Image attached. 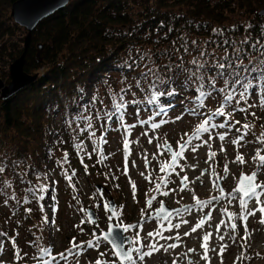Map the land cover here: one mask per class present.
I'll return each instance as SVG.
<instances>
[{"label":"trees","instance_id":"obj_1","mask_svg":"<svg viewBox=\"0 0 264 264\" xmlns=\"http://www.w3.org/2000/svg\"><path fill=\"white\" fill-rule=\"evenodd\" d=\"M17 1L0 0V79L6 83L10 65L25 51L27 32L11 15ZM262 10L264 0H71L44 19L32 34L24 67L27 74L38 75L36 82L9 100H0L3 200L17 209L27 205L25 197L41 204L26 189L43 185L46 191L37 196L48 191L46 157L56 164L63 180L60 171L71 166L63 151L82 143L85 131L79 129L87 126L88 117L91 121L98 117L94 107L108 104L114 96L132 93L139 104L151 105L147 86L160 77L164 81L160 91L177 93L160 99L192 101L195 84L185 81L193 59L210 68L216 61L235 63L239 58L242 68L264 70ZM247 76L241 72L242 79ZM87 92L91 97L86 102ZM220 101L214 93L202 110L211 115ZM58 115L66 129L63 136L55 125ZM4 220L0 217V232Z\"/></svg>","mask_w":264,"mask_h":264},{"label":"rangeland","instance_id":"obj_2","mask_svg":"<svg viewBox=\"0 0 264 264\" xmlns=\"http://www.w3.org/2000/svg\"><path fill=\"white\" fill-rule=\"evenodd\" d=\"M254 83V90H249L247 104L243 101L238 105L233 102L237 107L247 108V111H237L230 117L228 122L234 126L226 139L220 141L216 133L228 130L219 128L213 131V139L208 143H204L208 140L207 134L200 140L193 139L172 168L167 167L172 164V152H168L162 145L167 142L174 152L180 151L179 144L189 139L202 120L211 116L208 111L200 107L199 113L193 115L190 111L193 100L185 102L179 97L173 98L172 101L160 99L152 105L139 104L132 93L120 94L124 97L126 107L119 113L112 107V98L108 100V104L94 107L92 111H98V117L91 121L92 128L82 134L83 149L78 151L72 148L70 152L63 151L68 154L71 166L67 170L64 168L65 171L60 173H67L72 177L71 181L66 176L62 180L58 176L56 164L46 157L44 166L49 188L43 194L41 204L36 200H28L29 202L24 203L26 206L17 209L10 202L5 203L4 195L0 193V217L5 218V227L1 225L4 231L0 232L4 234L0 235V264H45L46 261H51V264H96L97 259L104 264H120L109 243L103 240V232L108 231L110 222L125 228L130 225L137 226L139 222L144 221L145 225L157 233L174 226L175 222L203 225L206 229L197 232L202 234V242L198 243V246L208 243L205 242L204 236L212 232L209 226L221 222L226 229L225 238L229 241V249L222 251L215 264H264V253L255 249L257 242L253 241L257 229L258 235L264 234V224L259 222L261 214L257 212L255 216L248 217L247 233L243 222L230 219L229 215L235 217L240 214L238 200H231L229 194L236 188L242 173L251 174L255 170L252 157L261 147L256 140L264 134V108L259 105V96L264 93V82ZM7 84L5 79H0L2 87ZM89 96L86 94L85 101H89ZM249 104L256 106L248 107ZM161 107L167 108V112L157 115ZM106 112L113 113L111 119L105 116ZM253 113L255 115H252ZM121 116L122 121L119 119ZM178 116L181 118L177 119ZM224 119L216 116L212 118V123L216 124ZM235 121L240 123L236 124ZM152 123H159L160 127L153 129ZM246 123L251 125V129H242L247 135L238 147L232 140L241 135L236 129ZM55 125L61 129L60 134L63 136L66 129L60 115L55 118ZM132 125L134 127L126 132ZM93 131L94 137L91 135ZM79 132H83L81 128ZM125 141L128 142L127 147ZM221 147L223 151L220 150ZM213 152L216 153L215 157L211 156ZM237 152L244 157V164L233 162ZM201 157L209 159L208 164L205 165ZM193 158L197 164H193ZM226 164L227 172L224 170ZM162 165L166 168L163 172L160 171ZM258 180L264 182V171ZM158 184L160 187L157 190ZM97 186L102 187L101 191ZM202 193H205L204 196ZM111 198L115 203L117 217H112L104 207L110 203ZM150 199L151 206L148 204ZM261 199L264 200V197ZM198 201L211 203L200 207ZM187 203L195 205L193 210L187 213L184 210L182 215L177 214V210H182ZM163 205L173 210L168 219L156 217V212ZM254 206L253 202L249 209ZM89 209L96 212L95 222L87 215ZM44 217H47V222ZM232 223L237 224L235 232L230 227ZM142 231L144 230L140 227H132L124 236L128 235L130 241L136 239L137 234L140 239L147 238V233ZM73 239L77 244L84 242V245L68 253L66 250L72 246ZM210 239L213 240V235ZM90 240L97 246L88 247L86 242ZM130 241H124L127 250L141 246V242L131 244ZM156 242L157 236L153 244ZM45 249L50 250L51 254ZM189 250H184L183 247L178 250V256L185 259L184 264H191ZM61 253L65 254L66 259L60 258ZM102 253L105 255L102 256ZM53 256L56 257L55 260L52 259ZM158 256L159 253L154 251L150 257L145 256L141 261L133 252L136 264H154L158 262ZM124 264L130 262L126 261ZM204 264H208V261Z\"/></svg>","mask_w":264,"mask_h":264},{"label":"snow or ice","instance_id":"obj_3","mask_svg":"<svg viewBox=\"0 0 264 264\" xmlns=\"http://www.w3.org/2000/svg\"><path fill=\"white\" fill-rule=\"evenodd\" d=\"M216 31V30H214ZM246 42V41H245ZM195 43V41L193 42ZM225 43H227V41H225ZM257 43H259L257 41ZM251 47L253 49H256V44L251 45ZM264 47V46H262ZM257 51H259V49H256ZM204 53L201 52V56H203ZM261 55H264V53H261ZM192 65H194L193 68L191 69H187L186 71L189 72L188 77L186 78L185 84H187L188 82H192L195 84V88H194V95L192 97L193 99V106L190 109L191 113L193 115H195L198 111V108L203 107L204 105V101L211 97L214 93L218 96L221 97V101L219 104V107L216 108V110L214 112L211 113V116L208 119H204L202 120L199 125L194 129L193 133L191 134V136L189 137L188 140H186L183 144H179V148L180 151L174 152L172 153L171 156V160H172V164L168 165V168H172L173 166H175L176 161L178 158L183 156L184 150H186L187 146L190 145L192 143L193 139L196 140H200L202 138L203 135L207 134L208 136V140H205L204 143H208V141H210L211 139H213V131L217 128L219 129H226L228 131H225L223 133H216V135L218 136L220 141H224L226 139V136L228 135V132L231 131L232 127L234 126L233 124H230L228 122L229 118L232 117V115L236 112H246L247 108L245 107H232L233 102H235V104H240L241 101H243L245 104H247V99L250 95L249 90L253 89L254 90V85H253V80H257V81H264V70H257V68L255 66H253L252 68H247V67H241L243 61L240 60L239 58L237 59V61L235 63H233V61L228 60L227 62H220V61H216L214 62L210 68H206V62H199L196 59H193L191 61ZM151 71V70H150ZM241 72H245L248 73V76L245 78H241ZM255 72L256 75L255 76H251V73ZM207 73V79H205V74ZM144 78H147V73H144ZM153 75H155L153 73ZM222 81V84L220 87H217L218 82ZM164 83V81L160 78V77H155L150 83H148L147 89L150 90L151 92V99H150V103L155 104L157 103L161 97L164 96H174L177 93L175 92L174 89L172 90H168V91H160L159 90V84ZM207 84V87H206ZM237 86H239V88H237ZM137 87H141L140 85V81H137ZM144 90V89H142ZM124 91V90H122ZM259 105L260 107L264 108V93H261L259 96ZM256 105L254 104H249L248 107H255ZM112 107L115 110L116 113L121 112L125 107H126V102L124 101V97L120 96L119 100H117V98L114 96L112 98ZM231 108V110H229ZM167 112V108L165 107H161L159 112L157 113V115H160L161 113H166ZM113 115V113H105V116L108 119H111V116ZM252 115H255V113H253ZM216 116H220V117H224L225 119L222 122L213 124L212 123V118L216 117ZM181 117H177V119H180ZM122 121V116L119 118ZM88 123L86 126V129H82V131H85L87 129H91L92 128V124H91V117L87 118ZM141 123H149V121H141ZM236 124H239L240 121H235ZM134 127V125L129 126L126 129V132L130 131L131 128ZM151 127L153 129H157L160 127L159 123H152ZM242 129H251V125L250 124H243L241 125V128L236 129V131L238 133H241V135H239L238 137H236L235 139L232 140V143L234 145H237L238 147L240 146V142L242 140L245 139V136L247 135V133L242 132ZM92 137L95 136V132H92ZM186 136L188 135L187 133L185 134ZM91 138V137H90ZM257 143H259L261 145L260 148H258L256 150L255 155L252 157L253 163L255 165V170L251 173V174H241L238 184L236 186V188L233 190L232 193H230V197L231 200H238L239 202V208H240V214L238 216L233 217L232 214L230 215V219H234V220H239L241 222H243L244 224V230L245 233L248 232L247 229V220L249 216H255L257 212H259L261 214L260 216V223L264 224V200L261 199V197H264V182L259 181V175L261 174L262 171H264V134H262L261 136L257 137L256 140ZM149 143H151V141H149ZM247 143H252V141H247ZM128 142L125 141V146L127 147ZM162 147H164L168 152H172L171 147L167 144V142L164 143V145H162ZM195 147V146H194ZM75 148L79 151L83 149V145L82 144H76ZM221 151H223V147H221L220 149ZM216 153L213 152L211 153L212 157H215ZM68 159V154L65 153L64 154V161L67 162ZM83 162V161H81ZM233 162H238L239 164H244L245 160L244 157L237 152V155L235 157V160ZM61 163L60 161H58V164ZM85 170H87V166H85ZM166 168L164 165L161 166L160 171L163 172L165 171ZM225 172L228 171V167L227 164L225 165L224 168ZM5 171L4 167L0 166V174H2ZM75 173H72V176H74ZM141 175H143V173H141ZM65 176L67 177V179L69 181H71V176H68L67 173H65ZM39 174L37 175V179H39ZM163 179V178H162ZM186 179V178H185ZM167 181H165L166 183ZM29 184H31V181L28 182ZM5 184L7 186H11L10 184H7V182H5ZM160 185H157V190L159 189ZM46 191L45 187L43 185H39V186H35V187H29L26 189V192H29L32 194L33 198L37 199V200H43L44 196L40 195L37 196V193H42ZM133 191L135 192V186L133 185ZM222 191V190H221ZM167 193H165L166 195ZM15 198V197H12ZM75 198V197H74ZM154 199V198H153ZM214 199H216L214 197ZM230 200V202H231ZM24 202L27 203L29 202L27 197L24 198ZM255 203V206L251 208V210L249 209V205H251L252 203ZM5 203H7V201H5ZM199 204L200 207H205L208 203H211V201H206V202H197ZM149 206H151L152 204V200L150 199L148 201ZM51 207V205H50ZM106 211H110L111 212V216L112 217H117V212L115 211V209H112L111 206L109 204H105L104 205ZM41 210L43 211V207H41ZM30 211V209L28 210ZM165 209L163 207H161L160 212H164ZM181 211L183 210H177V214H179ZM172 213H167L166 216H164V219H168L169 216H171ZM111 218V217H110ZM44 221L47 222V217H44ZM98 227V225H97ZM117 227H119V225H117ZM132 227H137L136 225H130L127 226L125 228H123L124 232L129 231V228ZM176 227H179V225H176ZM200 227V225H196L195 227H193L191 229L192 232H195L197 230V228ZM231 229L233 232H235L236 228H237V224L236 223H232L230 225ZM0 235H4L3 233H0ZM155 235H160L159 233L155 234ZM185 235H187V233H185ZM148 237H153L154 233L153 232H148L147 233ZM163 238V237H162ZM168 239H171L172 237H167ZM178 238V237H177ZM245 238V237H242ZM99 239V238H97ZM117 234L113 231V228L110 226L109 230L103 234V240L108 241L111 245H112V249H114V255L115 257H117L119 259L120 264H124L125 261L130 262V264H136V262L133 260V256H132V252H135L139 259L141 261H143L145 256L150 257L153 254V251H158L159 248L157 246V244H153V243H149L146 245V247H148L149 249H151V251H141V248L145 247V245H142L140 247H134L131 249V251L126 250L125 245L121 242L118 243L117 242ZM210 239V235H205L204 236V240L205 242H207ZM221 239H223V237H221ZM233 239H235V236L233 237ZM88 247H95L97 246L92 240L86 242ZM131 244H140V238H139V234H137V238L134 240L130 241ZM71 247L66 250L68 253H72L73 249H80L83 247L84 242H81L80 244H77L75 242V240L73 239V241L71 242ZM176 247H178V245L176 244H170L168 245V248H173L175 249ZM202 247H204V254L201 257L204 260H208V246L207 243H205L204 245H202ZM226 247V245H225ZM214 250V249H213ZM46 252H48V254L50 253V250L45 249ZM165 251H167V248H165ZM189 251H194V249H190ZM223 251V248L221 249V252ZM78 254V253H76ZM17 255H19V253H17ZM102 256L105 254H101ZM61 259H66V256L64 253L59 254ZM53 260L56 259L55 256L52 257ZM45 264H51V261H46ZM96 264H104L103 261H101L100 259H97Z\"/></svg>","mask_w":264,"mask_h":264},{"label":"bare ground","instance_id":"obj_4","mask_svg":"<svg viewBox=\"0 0 264 264\" xmlns=\"http://www.w3.org/2000/svg\"><path fill=\"white\" fill-rule=\"evenodd\" d=\"M202 160L204 161L203 163L208 164V160L206 157H201ZM193 164H197V162L194 161V158L192 159ZM209 179L207 180V183H209ZM204 185V184H203ZM205 193H202L201 195L204 196ZM204 201H202L201 203H203ZM195 207L194 204L192 203H187L182 210L187 213L191 210H193V208ZM181 211L179 213V215H182L183 212ZM213 211V210H211ZM146 221H144L143 223H138L137 227L142 228L145 233L148 232H153L154 236H157V246L159 248L158 251H156L157 253H159L158 256V262H155L154 264H184L185 259L181 258V256L179 254V249L181 247L185 249H194V251H190V255L191 257H189L190 259V263L191 264H204L205 262L208 261V264H215L216 263V258L222 254L221 249L223 248V250H228L229 249V241L225 238V228L224 225L221 222H216L215 225H210L209 227H211L212 232H208L207 235H213V240L209 239L207 246H208V260H204L201 257L204 254V247L198 246V243L201 244L202 240V234L201 233H197L199 230L201 229H206V227H203V225H200V227L197 228V230L195 232H192L191 229L195 226H193V223H187V222H175L174 226H171L167 229H165L164 232L159 233L160 235H155L157 234L156 231L152 230L150 228V226L145 225ZM176 225H179V227H176ZM261 227V226H258ZM185 233H187V235H185ZM163 237V238H162ZM167 237H172L171 239H168ZM178 237V238H177ZM221 237H223V239H221ZM218 239H220V242H218ZM253 241L257 242V247L255 249H259L262 253H264V234L262 235H258V229L257 232L254 234L253 237ZM140 242L142 245H145V247H143V251H148V247H146L147 244L149 243H154V238L153 237H141ZM176 244L178 245V247H176L175 249L173 248H168V245L170 244ZM205 244V243H204ZM226 245V247H225ZM165 248H167V251H165ZM214 249V250H213ZM150 251V250H149ZM154 252V251H153ZM259 257V256H257ZM254 258V257H253Z\"/></svg>","mask_w":264,"mask_h":264},{"label":"water","instance_id":"obj_5","mask_svg":"<svg viewBox=\"0 0 264 264\" xmlns=\"http://www.w3.org/2000/svg\"><path fill=\"white\" fill-rule=\"evenodd\" d=\"M70 1L71 0H18L12 5V18L19 26L23 27L27 31V37L25 39V51L23 55L10 65V82L4 87L0 85V88L2 87L0 89V100L7 101L17 95L22 90L29 87L34 82H36L38 75H29L25 72L24 69L27 52L32 40V34L40 22L55 14L56 12L66 8L69 5ZM259 15L264 16V10H262ZM101 188V186L98 187L100 191ZM110 206L112 209L115 208V203L112 198L110 201ZM162 207L165 209V211L160 212L159 209L157 211V217L164 218L167 213H173V210L166 208L165 205H163ZM88 216L93 221L96 220V214L94 211L89 210ZM110 226L113 228V231L117 234V242H122L124 244V240L126 238L124 237L123 228L114 226L112 223L109 224V227ZM129 251H131V249ZM131 254L133 256V252Z\"/></svg>","mask_w":264,"mask_h":264}]
</instances>
